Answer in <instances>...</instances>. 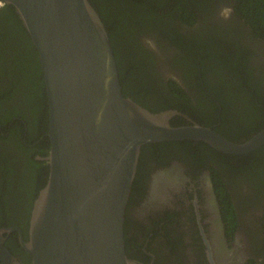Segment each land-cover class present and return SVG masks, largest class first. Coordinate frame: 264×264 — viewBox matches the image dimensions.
<instances>
[{
  "label": "flooded vegetation",
  "instance_id": "flooded-vegetation-1",
  "mask_svg": "<svg viewBox=\"0 0 264 264\" xmlns=\"http://www.w3.org/2000/svg\"><path fill=\"white\" fill-rule=\"evenodd\" d=\"M233 4V0H221L216 11L222 37L238 43L234 36L238 30L240 38L254 43L255 51L262 53L264 44L255 43L249 28L241 25ZM4 5L0 4V15ZM178 27L184 33L185 28ZM138 39L149 48L154 63L144 62L128 49L119 53L124 95L149 110L158 103L185 109L189 104L194 115L174 107L156 112L177 110L181 116L173 120L179 125L189 124L190 119L232 141H244L258 132L234 137L239 125H243L242 132L248 129L246 125L261 108L257 93H199L195 88L183 95L170 93L168 82L185 86L182 72L171 60L176 45L157 34ZM263 56H254V60H264ZM1 65L5 71L0 74V264H30L23 243L29 240L34 204L49 174L46 91L42 73H38L39 60L37 66L31 59L17 66L8 53L0 58ZM243 89L253 91L247 85ZM248 94H252L249 99ZM223 120L230 124L223 126ZM200 142L150 143L141 148L125 212L128 258L142 264H211L212 260L213 264H264V161L234 155L239 158L232 157V161L241 169L227 170L219 156L225 153ZM218 186L224 196L217 192ZM209 249L215 254L212 260Z\"/></svg>",
  "mask_w": 264,
  "mask_h": 264
},
{
  "label": "water",
  "instance_id": "water-1",
  "mask_svg": "<svg viewBox=\"0 0 264 264\" xmlns=\"http://www.w3.org/2000/svg\"><path fill=\"white\" fill-rule=\"evenodd\" d=\"M0 4L13 6L37 51L47 99L49 174L23 243L30 264H142L126 254L124 224L144 145L202 141L234 155L264 145V129L236 142L186 116L189 124L174 125L177 110L153 112L124 95L108 31L89 0Z\"/></svg>",
  "mask_w": 264,
  "mask_h": 264
},
{
  "label": "trees",
  "instance_id": "trees-1",
  "mask_svg": "<svg viewBox=\"0 0 264 264\" xmlns=\"http://www.w3.org/2000/svg\"><path fill=\"white\" fill-rule=\"evenodd\" d=\"M89 1L102 18L108 31L120 73V81L119 53L125 49L137 52L144 62L153 65V55L149 52L148 47L139 42L138 37L157 34L160 39H168L171 41L170 44L176 45L174 57L171 60L177 65L176 68L182 72V78L185 82V86L173 81L168 82L170 93L183 95L184 93H191L193 88L196 91L198 90L199 93H205L206 90L209 93H229V91L232 93H257L259 102L262 103L261 108H258L253 117V122L246 125L248 129L242 132L241 127L243 125H239L240 127L238 126L235 131L234 137L242 139L244 136L247 137V133L251 134L264 129V60H254L264 55V48L261 50L262 53L255 51V44L240 38L241 33H238V30L234 31L238 43L222 37V31L220 32L217 28L219 22L216 20V11L221 0ZM233 2L232 9L241 25L249 28L255 43L262 42L264 44V0H233ZM179 25L185 28L184 33H181ZM12 33H16L17 38L15 40ZM236 44L240 48H237ZM0 50H4L0 52V58L9 53L11 62L17 66L30 59L36 66L38 64L37 51L33 47L13 6L8 4L3 6V14L0 15ZM254 56L258 57L254 58ZM131 59H134L133 55H131ZM21 60L24 61L20 63ZM4 71L5 66L1 65V76ZM38 73L40 76L41 71L38 70ZM209 75H212L210 79ZM133 76L135 77V75ZM242 81H244L243 85H240ZM244 85H247L253 91L249 89L245 92ZM38 88H41V86L39 85ZM231 88H234V90ZM2 91L3 89L0 90V93ZM3 95L5 98L10 97L4 93ZM248 95H250L247 97L248 99L252 97V94ZM43 97L46 100L44 93ZM184 97L186 98V95ZM217 98L220 101V97ZM155 106H157L156 109L150 108L151 111L156 112L157 110L174 107L189 112L191 115L195 114L189 104H187L186 109L183 105H169L166 103H158ZM173 118L171 120L172 124H181L178 120L174 121ZM244 122L246 123L248 120ZM226 123L228 122L223 120L221 124L224 126ZM232 126L235 127L236 124H232ZM216 130L219 129L216 128ZM182 142L192 143L193 141L185 140ZM198 144L209 147L203 142ZM47 151L45 152L47 153ZM213 153L215 155L219 154L217 152ZM229 155L221 153L219 155L221 156L220 163L227 170H240L241 165L238 166V162L232 161L233 158L238 159L239 157L234 156V154ZM244 155L249 157L250 161L260 163V161H264V145ZM217 192L220 196H224L221 186H218Z\"/></svg>",
  "mask_w": 264,
  "mask_h": 264
}]
</instances>
